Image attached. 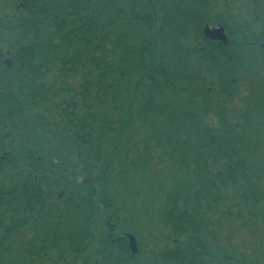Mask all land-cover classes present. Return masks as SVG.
<instances>
[{"label": "trees", "instance_id": "trees-1", "mask_svg": "<svg viewBox=\"0 0 264 264\" xmlns=\"http://www.w3.org/2000/svg\"><path fill=\"white\" fill-rule=\"evenodd\" d=\"M229 7L12 1L0 16V264H264V230L249 249L233 240L264 225V173L246 154L260 115L234 105L239 86L264 85V0L248 2L243 21ZM217 23L226 44L203 35ZM136 124L175 163L166 217L177 237L188 233L151 260L119 236L123 206L109 181L116 161L133 180L148 159L127 137ZM215 220L210 250L201 240Z\"/></svg>", "mask_w": 264, "mask_h": 264}, {"label": "rangeland", "instance_id": "rangeland-1", "mask_svg": "<svg viewBox=\"0 0 264 264\" xmlns=\"http://www.w3.org/2000/svg\"><path fill=\"white\" fill-rule=\"evenodd\" d=\"M228 1L230 4L229 12L234 13L237 19L240 18L243 21V18L246 17L245 13H247V11H244V6L252 0ZM230 1H233V3L231 4ZM216 11L222 12L221 7L220 9L219 7L216 8ZM257 29L258 25L255 27V30ZM261 69L263 70L260 72V77H264L262 76L264 68ZM258 78L259 75H257L256 80ZM255 86V89H257L255 92L251 85L245 90H243V86H239L234 105L237 108L246 110L253 108V112L260 115L257 123H255L253 132L261 135V139L250 138L247 141V146L249 144L250 146L247 148L246 154L251 162L256 163V167L261 170L260 173L262 171L264 173V85L258 82ZM252 96L255 97V100L251 98ZM234 105L232 104L231 107L234 108ZM128 135L129 141L133 142V144L144 143L146 145L145 153H147L148 159L139 176L137 178L135 176L136 179L133 180L123 169L122 164L119 165L117 161L112 170H109V181L113 190L121 198V205L123 206L121 215L125 218L123 226H120L121 232H119V236L125 238V234L132 235L138 247L137 255L141 254L151 260L163 250L175 249L178 247L177 243H184L186 240L183 236H176L172 225L166 217L167 206L165 197L173 188L177 172L175 171V163L170 157L157 150L152 142L147 140L144 142L143 130L138 124L130 128ZM125 148H127V144L122 140L119 141L116 147V154L120 162H122L121 157ZM124 176L128 177V179L126 180ZM127 184L128 187L125 188ZM261 190L264 195V184ZM260 208L264 210V203L261 204ZM200 218L203 221L202 215ZM263 230L264 225L258 221V223L249 228L244 227V230L235 235L233 240L239 247L249 249V237L251 235L257 236ZM205 264L211 263L205 262Z\"/></svg>", "mask_w": 264, "mask_h": 264}, {"label": "flooded vegetation", "instance_id": "flooded-vegetation-1", "mask_svg": "<svg viewBox=\"0 0 264 264\" xmlns=\"http://www.w3.org/2000/svg\"><path fill=\"white\" fill-rule=\"evenodd\" d=\"M12 1L13 0H0V16L2 15V16H4V17H6V15L8 14V13H10V8H11V4H12ZM205 26H208L209 27V29H215V28H218V27H223V29H224V33H225V35H226V38H227V33H226V30H225V27L223 26V25H221L220 23H217V24H215V25H208V24H204V26H203V30H204V27ZM203 32V31H202ZM204 35V34H203ZM227 40V39H226ZM211 41V40H210ZM212 42H220V41H212ZM227 42V41H226ZM220 43H222V42H220ZM224 44V43H223ZM226 44V43H225ZM6 54H7V52H6ZM6 60H11L10 58H8L7 56L6 57H4V58H2L1 59V64L4 66V67H10L11 66V64H12V60H11V63L9 64V65H6L5 64V61ZM263 70V69H262ZM232 80V82H234V79H231ZM254 126H255V124H254ZM2 158V157H1ZM252 163V162H251ZM256 163L255 162H253V168L257 171V172H259L260 173V169H258L257 167H256V165H255ZM263 172V171H262ZM230 224L226 227L227 228V230L229 231L230 230ZM206 232L207 233H205L204 234V238L206 239H202L201 241H202V243L204 242V243H206L205 244V246H206V248L207 249H213L214 248V244H213V242H212V244H211V242H210V240H209V237H208V235H209V233H211L212 234V239H214V237H216L217 235H218V233H219V225L217 224V222H216V220H215V222L213 221V223H212V225H211V228H210V232H208L207 230H206ZM183 237H188V233H185L184 235H182ZM186 241V240H185ZM184 241V242H185ZM204 243H203V246H204ZM202 246V247H203Z\"/></svg>", "mask_w": 264, "mask_h": 264}, {"label": "water", "instance_id": "water-1", "mask_svg": "<svg viewBox=\"0 0 264 264\" xmlns=\"http://www.w3.org/2000/svg\"><path fill=\"white\" fill-rule=\"evenodd\" d=\"M203 34H204V37L208 40L220 41L224 44L226 43L227 38H226V35L224 33L223 27H218L215 29H209L208 26H205L204 30H203ZM10 63H11V60L5 61L6 65H9ZM1 160H2V158L0 156V164H1ZM124 237L128 240L127 247H128L129 252L131 253V255H136L138 253V247H137L135 238L130 234H125Z\"/></svg>", "mask_w": 264, "mask_h": 264}]
</instances>
